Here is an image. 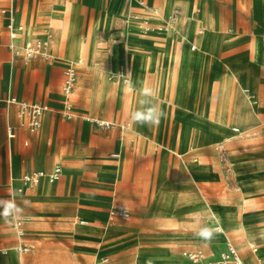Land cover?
I'll return each instance as SVG.
<instances>
[{
  "label": "rangeland",
  "instance_id": "rangeland-1",
  "mask_svg": "<svg viewBox=\"0 0 264 264\" xmlns=\"http://www.w3.org/2000/svg\"><path fill=\"white\" fill-rule=\"evenodd\" d=\"M54 1L37 0L36 4L49 8ZM82 1L62 0L64 4H71L67 15L70 30L62 44L68 39H81L84 43L92 40L93 45L88 46L80 61L77 56L61 54L62 59L75 62L65 63L60 61L59 56L56 62L75 68V116L67 123L56 120L55 114L51 116L49 144L45 151L39 144L36 154L35 142L26 147L17 146L26 161L32 159L34 164L40 165L44 156L45 160L50 158V167L59 162L63 167V176L49 185L50 189L54 188L52 194L45 195L36 190L19 196L12 192L14 187L11 190L6 180L9 197L0 196L3 201L15 199L24 210L22 216H29L33 221L30 235L35 248L22 258L14 254L17 260L14 258V264H19V260L21 264H165L166 257L178 264L184 251L199 246L206 255H210L221 250L227 241L242 259H246L247 264H264V68L263 73L255 75V83L247 94L256 103L254 106L248 104V113L249 108L252 109L248 124H239L234 117L230 127L220 128V141H215L210 132L214 127L208 116L212 83L230 75L238 88L237 100L245 98L247 95L244 96L241 90L249 87L251 74L248 66L264 65L255 64L252 58L248 60L243 56H234L229 61L221 59L241 53L244 48H237L248 45L258 32L264 37V5L252 3L259 30L247 40L240 37L239 30L228 32L229 29L240 28L245 18L242 15V18L232 20L231 0H216L218 7L215 1L209 3V8L204 3L214 19L219 44L210 53L202 54V64L192 71L194 83L186 78L179 81L174 105L171 102L159 105L164 113L159 124H147L134 121V115L139 111L135 98L141 86L152 89V95H156L164 67L163 50L131 41L121 20L124 15L123 0H93L98 7L81 4ZM107 1L110 2L109 7ZM156 1L159 0H153L154 6ZM169 1L179 4L177 0ZM78 5H81L80 8ZM241 7L244 8L243 5ZM218 9L224 24L218 19ZM132 10L137 17L139 11ZM247 23L248 28L242 31V37L255 29L254 25ZM3 24L0 18V44L5 33ZM52 28L56 37L55 28ZM225 37L231 39L225 41ZM172 45V51L176 52L179 42L173 41ZM235 48L237 50L233 52H224ZM19 64L20 61L16 62L13 73L17 76L19 72L22 83L26 72L19 71ZM121 69L125 70V77L131 78L128 95L123 84L125 77H122L120 85L117 84L118 78L107 72ZM33 75L31 67L27 75L29 85L21 84L23 96L31 90ZM187 75L190 76V70ZM103 87L108 92L103 91ZM11 94L14 92L1 100V106H7ZM49 97L59 103L61 94L54 97L49 93ZM57 107L60 105L51 106L53 109ZM124 115L130 118L131 128H136V133H129V137L119 130L101 131L83 121L102 118L109 120L112 127L128 118ZM187 123L201 125L206 128L205 132L200 141L179 145L176 135ZM49 124L50 112L45 114L39 130L41 143L45 141ZM231 127L239 131L251 128L252 133L238 137ZM234 135L237 137L221 144L223 138ZM240 139H243L242 142ZM136 143H139L138 147H135ZM18 157L14 151L10 156L12 165H16ZM200 162L203 168H198ZM12 172L14 177H19L16 168H12ZM241 196H244V201H241ZM124 207L130 211L129 220H114L110 222L113 227L108 228L107 213ZM193 212L198 214L195 219L191 217ZM211 212L219 217L217 221L224 234H213L209 240L201 235V224L215 221ZM230 213L240 216L245 227L254 235L249 244L243 241L244 246H237L226 216ZM77 214L86 221L85 225L75 222L81 220ZM11 219L0 215V264H6V249L13 251ZM252 244L257 250L263 249L258 262L249 260L252 254L249 245Z\"/></svg>",
  "mask_w": 264,
  "mask_h": 264
},
{
  "label": "crops",
  "instance_id": "crops-1",
  "mask_svg": "<svg viewBox=\"0 0 264 264\" xmlns=\"http://www.w3.org/2000/svg\"><path fill=\"white\" fill-rule=\"evenodd\" d=\"M36 1L37 0H11L12 13H13V28L15 29V26H16L15 22H16L17 27H21V29H22V26H23V28L25 30L24 22H32V27H31V31H32L31 34L32 35L30 36L31 38L28 41H25L24 40V33H23V35H20V36L15 35L12 39L10 38L9 32L6 28L7 23H8V15H7V13H2V8H3V6L6 5V1L0 0V18L4 22V24L2 25V29H4V31H5L4 35H2V37H1V40L3 42L0 44V102H1V100L4 99V97L6 98L9 96V94L11 92L12 93L14 92V94H11V97L15 98L17 101H22V102H26V103H30V104H32V103L43 104V105H46L48 107L47 111L50 112V124L47 126V133H46L45 141L42 142L45 144V148H44L43 144L40 142L39 130H40L41 126L35 134H30L26 130L23 118L18 117L17 107L15 105L8 104L7 102H6L7 106H3V105L1 106V104H0V196H3V197H9V194H8L9 191H8V188H6L7 184L5 183L6 180H8V185L11 187V190H12V187H14L12 192L18 186V189H17V193H18V190L22 187L21 177L24 174H28L31 172H37V171H41L44 173H50L56 164L61 165L59 162H56L52 165V167H50L51 166L50 158H47L45 160L44 156L42 158V162L40 165L34 164V161H32V159H31V161H26L25 158H23L24 156L22 157L21 154L18 152L17 146L21 145L22 147H26L31 142H35L36 143V154H38V152H39V147H40L39 144L41 145V150L45 151L48 144H49V143H47V140H48V131L51 127V116L53 114H55L56 120L66 122V123L71 121L73 119V117L75 116V109H74L75 105L73 103L74 88L72 90L71 96L68 98L70 105H71V108H70L71 118L65 119V118H62L59 114V111L64 108L65 97L62 94L61 87H62V84L64 81L63 71L65 68H67V66H63L62 64H56V62L59 60L58 56L60 57V61H63L65 63H74L75 62L72 60L62 59V56H61V54L67 55L66 45L68 44V42L70 40L68 39L64 44H62L63 41L66 39V38H64V40L60 44H58L59 40H58V38H56L54 36L52 26L47 24L49 8H51V6L49 8H47V7L41 8V7H38V5L36 4ZM55 1H57V0H55ZM58 1H60L59 3H64V2H62V0H58ZM159 1H161V0H159ZM212 1H215L217 4V7H218L219 3L216 0H210V1L193 0V10L195 12H198L200 10V8L204 5V3L209 8L210 6H208V5ZM156 2H158V1H156ZM83 3H88L92 6L93 5L97 6L96 2L93 0H91V1L90 0H88V1L83 0L81 4H83ZM105 3H106V1H104V4ZM109 3L110 2L107 1L108 7H109ZM140 3L143 4V5H141V7L144 6V8H145V6H148V8H150V9H153V8L156 9L157 14L151 16L152 20H157V21L161 20L162 21V23H158L156 21V22H152V24H149V23L146 25L144 24V26H146V28H148L149 31H155V32H151L150 34L165 35L164 31H166V30L170 31L171 30L173 35L172 34H169V35L171 37L173 36L172 37L173 41L183 42L182 40H184V34L186 31L188 19H187L186 15L183 11V8L177 3L174 4V6L171 10L170 16L175 9H178L179 13H180L179 21L173 27H171V26L167 27L166 24L163 22L164 21V15L162 16V13H161V11L157 5L154 6L155 3L153 2V0H150V1L149 0H140V1L139 0H123V8L124 9L123 8L122 9L124 10V15L121 18V20H122V24L124 26V31H125V29H127L128 31H131L130 27H135V24H133V22L136 20V18L146 17L145 15H147L146 14L147 11H145L143 8H141L139 6ZM231 4L233 5L232 20L234 21V20H238V18L239 19L242 18L241 17L242 15H244L245 18H244V23L241 26H239L240 28L235 29V30L229 29L228 32H234L236 30H239L240 37L242 39H251L252 35L259 30V23L254 18V11L252 8L253 7L252 6V0H231ZM241 5H243L244 8H242ZM80 6L78 5L79 8H80ZM79 8H78V10H79ZM132 9H137L139 11V15H137V17H135L134 13L132 12L133 11ZM116 14H119V13H116ZM218 15H219V9H218ZM42 18L45 21L41 22V20H43ZM219 18H220L222 24H224L220 15H219ZM94 19H93V21H94ZM93 21H92V23H93ZM247 21L250 22V24L254 25L255 29H254V31H252L251 34H247L246 36L242 37L241 36L242 31L246 30L248 28V25H249V23H247ZM223 27H224V25H223ZM263 30H264V25H263ZM46 32H52L51 34H53L52 38L49 42V52L54 57L53 63H49V62L42 60V59H39V58L24 60V58L22 56L23 46L27 42L42 38ZM119 33H122V32H119ZM14 34H15V31H14ZM257 36H262L261 32H258V34L254 35V37H257ZM16 38H17V40L15 41ZM53 39L55 40L57 45L51 44V41ZM249 42H248V44H249ZM242 48H244V49L241 53L234 54L232 56H228L226 59H223V58H221V59L223 61H229L234 56H243V57H246L248 60H250V58H252V56L250 54L249 46L247 44H245V46H243L241 48H237V49H242ZM237 49L235 48L233 50L231 49V50L224 51V52H229V51L233 52L234 50H237ZM18 61H20L19 71H25L26 72L25 81L22 82V83H24V85H29L27 75L31 71V67H32V70L34 73L33 78H32V82L30 84L31 90H28L29 93L25 92L24 96H23V90H21V84L22 83H21V81H19V76H18L19 72H18L17 76L15 75V73H13V70H15V68H16V62H18ZM77 63L81 64V62H77ZM248 67H249L251 76L249 79V84L247 85L249 87H246L243 90H241V93L244 96H246L247 94H250V86H252L255 83L254 77L258 73H263L262 68H264V65L262 67H254V66L249 65ZM74 70H75V68H74ZM121 70L124 72L123 74H125V70H123V69H121ZM35 71L37 72V74H35ZM118 71L119 70L107 71V72L108 73L109 72L116 73ZM220 71H221V69H220ZM121 80H122L121 78H118L117 84L122 85ZM129 81L131 82V79ZM124 85L126 87L125 93L128 95L130 93L129 83L124 84ZM13 87L16 88L15 91L13 90ZM49 93H52L54 95V97H57L60 93L61 99L58 100L59 103L55 102V100H54L55 98H52V97L48 98ZM126 98H127V96H126ZM56 104L60 105V107H57L55 109L51 108L52 105H56ZM106 104H107V102H106ZM106 104H105V106H106ZM114 104H115V102H114ZM249 112L251 113L250 108H249ZM48 113H46V114H48ZM254 115H256V114H254ZM124 117H128V116L124 115ZM95 120H97V119H95ZM99 120L109 122V120H104L102 118ZM83 121L87 122L88 125H91L97 129L101 130V131H107V132L112 131V130L113 131L119 130L122 133L123 132L131 133V129H132L131 128L132 127L131 121H130L129 117L124 118L119 124L113 125L110 128H99L94 123H92L91 120H88V119H84ZM8 127H11L14 129V136L12 138L7 137V131L6 130ZM23 127H24V129H22ZM231 131L237 132V133H233V134H239V132H240L239 129H237V128H232ZM25 143H27V144H25ZM11 144H12V147H11L12 149H10ZM14 151L16 153H18V155H19L18 159L16 160L17 161L16 165H12L10 162V156L12 155V153ZM190 152L191 151L186 152L185 154H189ZM23 160H25V163H23ZM12 168H14V169L16 168L18 173L20 174L19 175V177H20L19 184L17 182V179L19 177L16 178L12 175L13 174ZM61 168H62V170H61L60 178L63 176L62 165H61ZM54 183L55 182L50 183L46 179H42L36 187H34L32 189H28V190H23L21 193H18V195L19 196H26V195H28L31 192L36 191V190H37V192H39V190H41L40 192L45 193V195L49 194V193L52 194L54 188L49 189V185H52ZM42 189H43V191H42ZM14 194H16L15 191H14ZM121 209L128 210L126 207L121 208ZM111 211H109L107 213L106 222L109 223V225L107 226L108 228L113 227L110 222H112L114 220H119L116 218L110 219L109 218L110 216L108 217V215ZM128 212H129V216H130V211L128 210ZM77 215H78L77 217L81 219L80 215L79 214H77ZM20 219H27L28 220L26 222V224L24 225V236L21 239H19L17 237L15 229L13 227V224H14L15 220H17V219H13V218L11 219V228L13 230V235H14L13 252L16 256H18L19 258H22L23 256H26L29 253H31L34 250L35 245L33 244L34 240L31 239L32 236L30 235V230L33 226L32 218L29 216H22ZM81 220H83V219H81ZM128 220H129V218H128ZM204 227H209L213 230H214V228H219L220 231L216 232L214 230L213 234H215V235L224 234L222 232L221 225L217 220H215V221L210 220V221L202 222L201 229ZM227 243L228 242H225L224 247L221 250L219 249V250L215 251L214 253L210 254L209 256L206 255L205 251L202 248H200L199 246H195L191 250L184 251L180 255V257H179L180 261L178 262V264H190L188 262V260L185 258L184 254L189 253V252H195V251L201 252L205 260H209V261L217 260L219 258L220 253L225 251ZM20 244L29 245L31 247V250L27 253L18 252L17 247ZM250 249H251L252 254H251V257L249 260L257 262V260L262 257L263 249L260 248L256 254H253L254 250L256 249L255 247L250 248ZM6 252H7V249H6L5 253ZM240 258H241V256H240ZM241 260L243 261V264H247L245 262L246 259L241 258ZM21 263H22V261L19 260V264H21Z\"/></svg>",
  "mask_w": 264,
  "mask_h": 264
},
{
  "label": "bare ground",
  "instance_id": "bare-ground-1",
  "mask_svg": "<svg viewBox=\"0 0 264 264\" xmlns=\"http://www.w3.org/2000/svg\"><path fill=\"white\" fill-rule=\"evenodd\" d=\"M177 1H178L179 5L183 8L184 13L188 19V22H187L186 35H184V40H182L183 42L179 41V46H178L176 52L172 51L173 50L172 49V47H173V45H172L173 38L172 37L173 36L171 37L169 35V34L173 35L171 30L170 31L166 30L167 32L164 31L165 35L150 34L151 32H155V31H149V29L146 28V26H144V24L145 25L148 23L152 24V22L157 21V20H152V18H151L152 15L157 14L156 9H154V8L150 9V8H148V6H145V8H144V6L141 7V5H143V4L140 3L139 6L141 8H143L145 11H147L146 12L147 15H145L146 17H144V18H136V20L133 22V24H135V27H130L131 31H128L129 32L128 34L130 35L131 41L142 42L148 46L161 48L164 52V56H163L164 67L162 68V72H161L160 78L158 80V84L156 83L157 84L156 95L155 96H153V95L146 96L144 94L145 90H146L144 86H141L138 89V93L136 94L135 102L137 103V106H138L137 109H139V111L144 109V108H147L150 105H158L159 106L160 104H165L167 102H171V104L174 105V103H175V101H174L175 90H176V86L179 83V81L186 78L187 80L190 81V83L191 82L194 83L195 79L192 77V71L197 69L200 66V64H202V62H203V55L202 54L210 53L211 50L213 49V47H215L218 43V37H217L216 32H215L214 19L209 14L207 7L205 5H203L198 12H195L193 10V0H177ZM54 2H55L54 5L51 6V8H49L47 23L55 28L56 38H58V40H59L58 44H60L64 40V38L67 37L69 30H70L67 15L70 12L71 4L68 2H67V4L59 3L60 1H54ZM254 2H256L257 4L262 3V5H264V0H253L252 3H254ZM156 5L160 9L162 16L164 15V21L163 22L166 24L167 27H170L169 16H170L171 10L173 8L174 2L169 1V0H164V1L156 2ZM218 19H219V17H218ZM157 22L162 23L161 20L157 21ZM15 25H16L15 29L13 28V31H15V35L20 36V35H23V33H24V40L28 41L31 38L30 36L32 35L31 34V32H32L31 31V27H32L31 23L30 22H24L25 30H24L23 26H22V29L20 30L19 27H17L16 22H15ZM17 38L15 39V41L17 40ZM230 39L231 38L225 37V41H229ZM51 44L57 45L54 39L51 41ZM92 45H93L92 40H87V42L84 43L81 39H76V40L68 42V44L66 45V52H67V55H69L70 57L77 56L78 60L80 61V60H82L84 53H85L86 49L88 48V46H92ZM248 46H249L250 54L252 56L253 61L256 64H263L264 63V37H262V36L254 37L252 40H250ZM191 47H194L195 49L191 50ZM189 70H190V76L187 75ZM123 73L124 72L122 70H119L118 72L113 73V74L116 76V78L122 79V77L124 76ZM241 77H242V74H241ZM136 78H137L136 69H134V80L135 81H136ZM236 87L237 86L234 85V82H233L232 77L230 75H226L225 77H223L219 81L212 83L210 86L212 97L210 99V108L208 111V113H209L208 116H209V120L212 121V126L214 127L213 129L210 130V132L214 135L215 141H220V137H221V135H219L220 128L230 127L231 122H232L234 117L236 118V121L239 124H248L250 121V115L248 113V104L250 106H254L256 103L248 95L245 97L247 102H246L245 98H241V99L237 100L238 88H236ZM102 89H103V91L108 92L106 87H103ZM242 90H243V88H242ZM116 91L120 92L119 90H116ZM132 100H134V97ZM48 112L49 111L44 112L42 117L40 118L41 127H42L43 118H44L45 114ZM254 112L256 113L255 110H254ZM204 118H206V117H204ZM205 129L206 128H204L203 126L198 125L196 123H187L186 125H184L182 128L179 129V131L176 135V141L179 145L190 144V143H192V141H195V140L200 141L201 136L205 132ZM131 133H136V128L134 126H133V129H131ZM249 133H252L251 128L250 129L248 128L247 130H240V132L237 136L239 137V136H243V135H246ZM138 134L136 136H138ZM124 135L126 137H129V133L124 132ZM237 136L234 135V136H230L229 138H223V139L221 138L222 139L221 144H225V143L229 142L231 139L236 138ZM132 139H133V137H132ZM242 140H241V142H242ZM138 145H139V143H136L135 147H138ZM230 161H232V160H230ZM244 161H246V160H244ZM202 165H203V163L200 162L198 165L199 166L198 168H203ZM229 166L230 165H228V167ZM171 170L172 169L170 167V171ZM19 181H20V177L17 179L18 184H19ZM50 183H53V182H50ZM17 189H18V186L15 188L14 191L18 195ZM49 189H50V187H49ZM42 191H43V189H42ZM242 200L244 201V196H241V201ZM211 213L214 216L215 220H218L219 217L215 213H213V212H211ZM226 216H227V220L230 221V232H231L232 237L236 241L237 246H240L241 244H242V246H244L243 241H245L247 244H249L252 241L254 235L252 234V232H250L245 227V223H244L243 219L241 220L240 216H238L235 213H230L229 215H226ZM108 217H109V215H108ZM191 217L195 219L198 217V214L196 212H193L191 214ZM245 220H247V219H245ZM75 222L83 224V225L86 224L85 220H80L79 222H77V221H75ZM222 232L224 233L223 229H222ZM227 242H228L227 244L231 245V243H229V241H227ZM249 247L254 248V245L253 244L249 245ZM257 251L258 250L255 249L253 254H256ZM12 252L7 249V256L4 257L6 264H14L15 263L14 258H15V261H17L16 256ZM221 254H222V252L220 253V255ZM220 255H219V257H220ZM238 256H239V254H238ZM260 259H258L257 262L260 261ZM240 260H241V258H240ZM164 262H165V264H175L174 261L168 259L167 257L165 258ZM241 262L243 264L242 260H241Z\"/></svg>",
  "mask_w": 264,
  "mask_h": 264
},
{
  "label": "built area",
  "instance_id": "built-area-1",
  "mask_svg": "<svg viewBox=\"0 0 264 264\" xmlns=\"http://www.w3.org/2000/svg\"><path fill=\"white\" fill-rule=\"evenodd\" d=\"M6 5L2 8V13H7L8 23L7 30L9 36L12 39L15 34L13 31V13L11 0H5ZM180 13L178 9H175L171 16L169 17L170 26L173 27L179 21ZM21 29V27H19ZM52 38L50 32H46L42 38L27 42L22 48V56L24 60H30L33 58H39L45 60L49 63L54 61V57L49 52V42ZM194 47H191V50H194ZM64 81L61 87L62 94L65 97L64 108L59 111V114L62 118L70 119V102L69 97L71 96L72 90L75 84L76 73L73 67L69 66L63 71ZM125 77V76H124ZM129 76H126L123 79L124 84L129 83ZM8 104H13L17 107L18 117L23 118L26 130L30 134H35L40 126V118L44 112L48 110V107L43 104L37 103H26L22 101H17L15 98H11L8 101ZM99 128H110L111 124L109 122L101 120H91ZM7 137L12 138L14 136V129L11 127L7 128ZM237 131V130H236ZM27 144V143H25ZM61 165L56 164L50 173H44L41 171L31 172L24 174L21 177L22 187L18 190V193H21L23 190H28L36 187L42 179H46L48 182H56L61 176ZM110 219H119L121 221H127L129 218V212L126 209L112 210L109 213ZM27 219H18L15 220L13 227L15 229L16 235L19 239L24 236V225L26 224ZM216 232H219V228H214ZM31 250L29 245L20 244L17 247V251L21 253H27ZM185 258L190 264H242L240 257L238 256L236 250L232 245L227 244L226 249L217 260L209 261L205 260L202 253L199 251L189 252L184 254Z\"/></svg>",
  "mask_w": 264,
  "mask_h": 264
},
{
  "label": "clouds",
  "instance_id": "clouds-1",
  "mask_svg": "<svg viewBox=\"0 0 264 264\" xmlns=\"http://www.w3.org/2000/svg\"><path fill=\"white\" fill-rule=\"evenodd\" d=\"M129 86L131 87V82L129 81ZM146 96H151L153 94L152 89H146ZM164 115L162 110L158 105H150L140 111H137L134 115V121L147 124H159L161 117ZM23 208L18 206L15 199H10L7 201L0 200V215L5 219L11 217L13 219H20L23 214ZM214 230L209 227H204L201 230V235L206 239H211Z\"/></svg>",
  "mask_w": 264,
  "mask_h": 264
}]
</instances>
